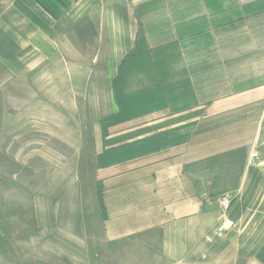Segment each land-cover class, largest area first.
Here are the masks:
<instances>
[{"label":"rangeland","instance_id":"obj_1","mask_svg":"<svg viewBox=\"0 0 264 264\" xmlns=\"http://www.w3.org/2000/svg\"><path fill=\"white\" fill-rule=\"evenodd\" d=\"M159 11L0 0V264H168L160 226L192 198L264 193V100L208 111L163 88Z\"/></svg>","mask_w":264,"mask_h":264},{"label":"crops","instance_id":"obj_2","mask_svg":"<svg viewBox=\"0 0 264 264\" xmlns=\"http://www.w3.org/2000/svg\"><path fill=\"white\" fill-rule=\"evenodd\" d=\"M144 9L160 10L163 88L201 90L198 104L208 111L264 100V0H144ZM141 43L148 48L132 57L152 55V39ZM250 164L264 174V157ZM230 175L236 185L237 173ZM184 195L177 190V201ZM194 199L190 210L160 226V252L168 264H264V210L258 204L250 213L243 204L264 201V193L248 197L242 191L223 209Z\"/></svg>","mask_w":264,"mask_h":264},{"label":"built area","instance_id":"obj_3","mask_svg":"<svg viewBox=\"0 0 264 264\" xmlns=\"http://www.w3.org/2000/svg\"><path fill=\"white\" fill-rule=\"evenodd\" d=\"M258 155L257 153L254 154V156ZM230 203V195L229 194H224L222 196V204L223 206H227Z\"/></svg>","mask_w":264,"mask_h":264}]
</instances>
